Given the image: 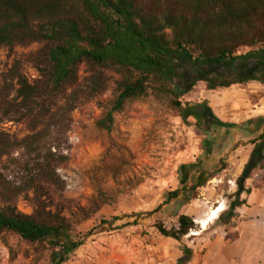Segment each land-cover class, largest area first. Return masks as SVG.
<instances>
[{"label":"rangeland","instance_id":"rangeland-1","mask_svg":"<svg viewBox=\"0 0 264 264\" xmlns=\"http://www.w3.org/2000/svg\"><path fill=\"white\" fill-rule=\"evenodd\" d=\"M39 48L0 49V130L11 143L7 156L0 160V174L7 188L4 197L19 212L33 215L36 194L32 186L39 166L49 164L55 169L53 184H43L42 193L48 197L42 196L41 202L53 203L46 211L64 217L69 232L39 244L6 232L0 237V264H176L181 243L161 236L156 225L177 228L184 211L195 220L197 229L182 243L198 249L203 244L201 231L210 224L203 228L202 222L217 208L214 202L202 205L201 200H223L226 208L218 207L227 213L234 202L233 133L214 141L213 131H209L200 138L199 123L189 117L194 111L189 103L197 99L189 94L194 88L178 92L157 81L145 97L113 112L114 80L119 74L106 70L111 80L107 90L96 95L87 63L80 66L74 89L65 97L49 100L50 112L44 119L29 117L16 98L13 70L25 73L34 83L38 78L34 57ZM249 51L252 49H242L237 55ZM194 57L187 53L180 56L177 67L182 74L200 75L188 63H198ZM200 64L207 66L206 62ZM224 66L216 65L215 73ZM196 76L192 80L186 76L187 82L195 81ZM207 80V89L218 84ZM110 113L112 122H107ZM206 147L209 155L205 166L199 168L205 188H197L196 176L183 188L180 166L198 163ZM175 191H180L179 196L169 198ZM3 203L0 200V206ZM72 243L79 247L57 258Z\"/></svg>","mask_w":264,"mask_h":264},{"label":"trees","instance_id":"trees-1","mask_svg":"<svg viewBox=\"0 0 264 264\" xmlns=\"http://www.w3.org/2000/svg\"><path fill=\"white\" fill-rule=\"evenodd\" d=\"M30 45L40 47L33 67L38 78L30 83L16 68L12 77L16 98L29 117L44 119L50 112L46 104L74 89L84 63L91 68L96 95L107 90L111 79L106 70L119 74L114 80L112 111L120 112L127 102L145 97L153 81L172 85L178 92L192 89L198 80L187 82L177 67L180 55L187 53L198 63L216 66L233 61L242 49L264 51V0H0V49L13 51ZM107 122H112V113ZM10 144L0 130V160L7 156ZM251 144L250 158L236 180L230 217L243 204L240 195L245 182L263 166L264 132ZM54 177L55 169L49 164L39 166L32 186L35 214L25 215L4 197L7 188L0 174V200L4 202L0 206V237L12 232L27 243L39 244L68 235L66 219L46 211L53 203L41 202L42 196L48 197L42 193L43 184H53ZM198 184L203 186V182ZM179 194L175 191L169 198ZM156 229L161 236L181 243L176 264L193 260V249L182 240L197 229L194 219L180 215L177 228L168 230L157 224ZM78 247L72 243L57 258Z\"/></svg>","mask_w":264,"mask_h":264},{"label":"crops","instance_id":"crops-1","mask_svg":"<svg viewBox=\"0 0 264 264\" xmlns=\"http://www.w3.org/2000/svg\"><path fill=\"white\" fill-rule=\"evenodd\" d=\"M188 63L192 65V61ZM263 63L264 51L252 49L245 55H237L230 63H223V69H229L233 64V80L229 83H219L214 88L207 89V86L210 87L207 78H197L198 82L189 92L197 96L193 103H189L194 107L193 114L189 117L199 123L200 138H204L202 133L209 131H213L214 141L217 137L221 139L224 134L233 133V179L236 180L252 153L251 141L264 132ZM241 69L246 71L241 74V71L238 72ZM214 78L218 80L220 76L215 74ZM206 151L205 155L200 156L198 163L192 161L193 163H183L180 166V183H187L194 176L196 185L204 182V173L199 168L206 164L209 148L206 147ZM213 156H216L215 152ZM182 186L184 188L186 184ZM198 188L204 189L205 186ZM236 191L235 181L233 195ZM240 201L243 204L233 211V217L225 209L205 231H201L203 244L198 249H193L194 257L189 264H264V162L245 182V191L241 193ZM209 202H214L215 207L222 204L226 208L223 200L213 201L209 197L201 200L202 205ZM184 212L181 215L192 218ZM209 213L206 214V219Z\"/></svg>","mask_w":264,"mask_h":264},{"label":"flooded vegetation","instance_id":"flooded-vegetation-1","mask_svg":"<svg viewBox=\"0 0 264 264\" xmlns=\"http://www.w3.org/2000/svg\"><path fill=\"white\" fill-rule=\"evenodd\" d=\"M227 62H232V61H227ZM201 64L200 63H195L194 65L192 64L191 65V67H193V68H197L196 70H198V72H199V76H196V79L197 78H207V79H213L215 82H217L218 84L219 83H226V82H230L231 80H233V70H232V68H233V65H231L230 67H229V69L231 68V73L230 74H228V72H223V71H227L228 69H223L222 71H218L217 70V73H215V65H211V64H206L207 66H205V67H201L200 66ZM199 66V67H198ZM191 67H189L188 69H190ZM207 69H208V71H207ZM207 71V73L208 74H206L205 72ZM241 71V74L243 73V72H245L244 71V69H241V70H239L238 72H240ZM215 74L217 75H219L220 76V78L217 80V78H214V76H215ZM240 74V73H239ZM184 76H187V77H189L190 79H192V78H194L195 76H193V75H191V74H183ZM209 81V80H208Z\"/></svg>","mask_w":264,"mask_h":264},{"label":"bare ground","instance_id":"bare-ground-1","mask_svg":"<svg viewBox=\"0 0 264 264\" xmlns=\"http://www.w3.org/2000/svg\"><path fill=\"white\" fill-rule=\"evenodd\" d=\"M224 209L222 207L215 208L209 215L208 219L204 222H202L203 228L207 226L208 223L213 222L220 213H222Z\"/></svg>","mask_w":264,"mask_h":264}]
</instances>
